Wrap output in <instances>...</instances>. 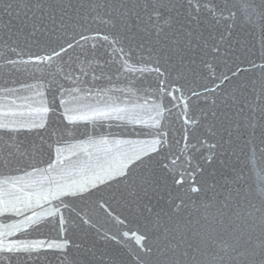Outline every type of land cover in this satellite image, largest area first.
Returning a JSON list of instances; mask_svg holds the SVG:
<instances>
[{"label": "water", "instance_id": "1", "mask_svg": "<svg viewBox=\"0 0 264 264\" xmlns=\"http://www.w3.org/2000/svg\"><path fill=\"white\" fill-rule=\"evenodd\" d=\"M9 2L13 5L11 16L6 7ZM151 3L152 0H5V6L0 7V118L10 127L21 129L0 132V195L11 193L4 197L9 211L0 214V241L4 244L68 241L71 246L67 251L76 264H219L211 255L193 252L187 244L178 248L175 245L180 236L191 238L195 245L200 225L212 222L218 215V202L223 198L219 184L224 177H231L234 169L244 173L249 185L256 186V174L264 163H250L253 153L245 146L247 133L239 138L233 133L230 144L215 150L201 147L198 141L204 139L207 145L229 140L230 123L234 125L238 118L233 101L264 86V68L251 67L253 63H264V46L258 29L237 22L224 45L223 55L215 58L212 69L215 77L209 78L202 64L209 57H204L195 46L175 52L171 39L177 31L184 35L188 30L205 37L211 32L219 38L222 26L213 29L207 19L190 23L179 7L184 0H169V8L177 6L170 13L165 12L172 17L170 28L166 27L159 35L137 33L129 39L132 33L123 28L119 14L111 10L140 12L146 20L144 10L147 6L150 11ZM25 4L41 6L33 8L29 16L39 17L42 9L48 19L34 28L38 21H26L23 13L17 17L15 10ZM94 4L102 7L91 10ZM254 4L264 10V0H254ZM53 16L58 22L56 26L52 23ZM96 33L107 35L109 40L94 41L97 48L92 55L93 41H81L80 37L90 38ZM69 42L75 46L50 63H7L9 59L24 61L33 56H51L53 50L59 51ZM120 48L127 54L129 68L146 70L117 74L124 62ZM110 49H115L111 55ZM84 52L87 57L78 56ZM65 61L89 71L96 67L98 72L99 63H106L105 78L96 82L98 89L93 95L89 97L84 90L76 93L78 99L74 100L66 94L67 106L79 109L83 105L115 101L128 110L123 119L67 123L66 113L51 90L63 83ZM238 68L245 70L237 71ZM216 84L219 87L214 91L205 90ZM175 88L181 91L174 92ZM192 90L200 96H191ZM168 92L179 98L178 106H173ZM45 104L51 109L47 114L39 111ZM3 113L8 115L3 117ZM188 117L197 123L191 126L185 142L184 121ZM40 124L45 127H39ZM256 131L259 136L264 129L258 127ZM90 138L108 143L88 147L86 142ZM193 143L195 148L191 147ZM56 147L62 149L60 158L64 164L48 169L50 160L57 158ZM39 149L42 151L37 154ZM187 156L192 157L193 167L199 164L202 168L196 176L201 191L181 202L169 198V192L175 195L178 191L172 184L170 169H175L179 179ZM208 157H212L210 162ZM173 159L175 165L171 163ZM162 162L168 163L169 169ZM122 165H127V175H115ZM146 173H154L156 183L161 186L159 194H153L150 200L133 194L138 178ZM48 177L62 186L60 189L52 186L58 195L49 194ZM72 181H87L88 190L83 194H63L69 192ZM213 184L215 190L209 187ZM233 197L235 204L240 197L235 191ZM61 215L65 220L63 230ZM259 216L260 213H254L248 218L256 226L257 235ZM85 219L89 221L87 224ZM224 223L220 218L219 224ZM241 223L236 221L237 226ZM213 226L219 225L213 222ZM27 255L21 253L11 264H61L59 253L41 250L32 252L31 259H24ZM0 264L10 262L3 256Z\"/></svg>", "mask_w": 264, "mask_h": 264}, {"label": "snow or ice", "instance_id": "2", "mask_svg": "<svg viewBox=\"0 0 264 264\" xmlns=\"http://www.w3.org/2000/svg\"><path fill=\"white\" fill-rule=\"evenodd\" d=\"M186 5V7H185ZM5 6V0H0V7ZM7 11L11 16L13 15V5L12 3H7ZM39 4H33L31 7L27 4L15 10V15L19 17L23 13L26 21H38L34 24V28H38L40 24H43L46 19H48L47 14L41 9V15L36 17L34 14L29 16L33 8H40ZM100 4H94L91 10H96L101 8ZM177 6L172 5L169 8V0H152L151 10H147L145 7L144 13L147 17L140 12H134L132 10L120 11L119 9H112L119 14V18L122 22L123 28L132 33L129 39H132L137 33L151 34L155 32L159 35L164 29L171 27L172 17L170 15H165V12H171ZM188 17L189 22L199 23L201 19H207L211 22V27L217 28L221 27L219 33V38L213 33L205 37L203 33H194L192 30H188L184 35H181L179 31L172 37L171 43L173 45V51L180 52L182 48H192L193 46L200 49L204 57H209L207 60H202L205 70L209 74V78H214L215 73L212 71L215 63V58L223 55L225 48L224 45L231 35L232 29L235 27L237 22H242L244 24L250 25L253 30L258 29L261 37V44L264 46V10H259L254 4V0H223V3H219L218 0H184V4L179 6ZM111 11L109 15H111ZM62 19V18H61ZM52 23L54 26L57 25V20L53 16ZM91 39L93 43L91 44V54L95 55V50L97 45L94 41L109 40L107 35H102L96 33L92 37L81 36V41H87ZM79 44V41L76 42ZM75 45L69 42L66 47H61L59 51L53 50L51 56L44 57H29L27 60L21 61L17 59H9L7 63L15 65L17 63H50L54 58L61 56L68 49L73 48ZM115 49L109 50V55H111ZM121 57L124 58V62L117 69V74L120 72H130L139 71L143 73L145 68H129L128 61L126 59L127 54L124 52L123 48L119 49ZM19 55V54H17ZM83 55L88 56L87 52L79 53L78 56ZM91 63V60H88ZM98 67L101 71H97L96 67H93L90 71L83 67H77L74 64H70L67 61L64 62L62 68V81L58 85L52 86L51 90L55 92L56 98L59 100L60 106L64 109L66 115L65 120L67 123L75 124L79 122H88L90 120H101V119H123V114L127 113V109L121 107L115 101H102L97 105H83L79 109L68 107V101L64 99L67 94L73 96L76 100L78 97L75 95L78 92L86 90L88 96L91 97L93 93L98 89L97 81H101L105 78L103 69L106 67V63H99ZM252 68L260 67L264 68V63L259 65L253 63ZM157 73H160L159 68L153 69ZM245 69H237V71H243ZM236 73H233L235 75ZM163 75V73H160ZM111 79V77H109ZM218 79V78H216ZM224 79H228L227 76ZM223 83V81H220ZM163 84V82L161 81ZM67 85V86H65ZM218 84L214 85L213 88H206V91H214ZM102 91V89H100ZM163 92L164 89L161 88ZM180 88H175L174 92H180ZM167 95L172 97L173 106H178V99L173 92H168ZM191 96L199 97L200 93L192 90ZM191 99V97H189ZM233 104L237 107L238 111L236 113L237 119L234 125L230 123V130L228 132L229 140H225L223 144H218L213 142L207 144L204 139H200L198 143L201 147H207L211 150H215L218 147H224V145L230 144L233 137V133L237 134V138L245 136L248 134V138L245 140V146L249 147L253 153V160L250 163H264V131H261L259 136L257 135V128L260 127L264 129V86L260 88L258 92L251 95H246L243 99L237 98L233 101ZM50 107L45 104L41 106L39 111L47 114L50 111ZM185 116L188 115V105L185 103L184 107ZM8 113H3V117H6ZM185 128V142L189 139V131L191 126L197 123L196 120L188 117L184 121ZM39 127H45L44 124H40ZM20 128H12L3 118H0V132L11 133L18 132ZM30 130V129H28ZM88 147L96 145L107 144L108 141L100 139L94 140L89 139L87 142ZM156 143L163 146V142L157 140ZM59 144V141H58ZM191 147L195 148L196 144L193 143ZM84 147L81 146V151H84ZM158 150V149H157ZM199 150V149H197ZM42 149L37 150V154H40ZM185 153L187 151V143L184 149ZM227 151V149H225ZM57 153L56 159H51L48 163V169H53L57 166H62L64 160L60 158L62 156V149L60 147L55 148ZM76 155V153H73ZM139 159V157H137ZM178 159V157H177ZM212 157H208L209 162ZM11 163V161H9ZM172 165L176 164V159L171 161ZM162 166L169 169L168 163H163ZM127 165H122L119 169L115 170V175H127L125 171ZM191 168V171L189 169ZM172 172V184L176 186L178 191L173 195L169 192L170 199H179L181 202L185 198H191L192 194H198L201 191L199 186V181L196 180L198 173L202 171L199 164L193 167V161L191 156L186 157L185 165L179 172V179L176 178L177 173L175 169H170ZM264 167L260 168V173L256 174L255 187L249 185L245 178L243 172H237L233 170V175L231 177H224L223 182L219 184V187L223 189L222 199L218 202L219 207L217 209V216L212 218V222H208L206 225H200L198 231H196L195 236L197 237L195 245L191 242V238H185L180 236L177 238L175 247H180L181 244H187L188 248L192 249L193 252H199L201 255H211L214 260H218L219 264H264ZM99 179V177H97ZM156 176L154 173H146L143 177L138 178V182L135 184L134 195L140 199H151L153 194H159L161 186L156 183ZM43 185L44 181L40 182ZM47 183L49 185V194L58 195V192L52 190V186L55 185L57 189L62 186L51 177L47 178ZM243 186L235 187L234 186ZM2 187V185H0ZM69 187V192L63 194L77 193L83 194L88 190L87 181L78 182L72 181ZM209 187L215 190L216 185H209ZM239 196V199H235V204H233V192ZM226 192L227 195L223 193ZM242 193V195H241ZM11 193L4 192L0 195V214L9 211L4 197L10 196ZM251 197V198H250ZM19 199V198H18ZM103 208L104 204H100ZM179 207V205H177ZM151 212V208L147 209ZM254 213H260L259 216V234L255 232V225L251 224L248 218ZM222 218L226 221L224 224H219V219ZM205 220L207 218L205 217ZM242 221V223L237 226L236 221ZM87 219L84 223H88ZM213 222L217 223L219 226L214 227ZM39 223V221H37ZM65 220L63 216L60 217V226L63 230ZM199 224V221H196ZM247 225V227L245 226ZM70 242L68 241H40L39 243L31 245H21L17 246L15 243L4 244L0 241V257L6 256L10 264L13 260L18 258L21 253H28L29 255L23 257L24 259H31L32 252L51 251L59 253V259L61 264H76L75 258L68 253V248L70 247ZM171 246V245H170ZM219 249V251H218ZM150 251V250H149ZM223 253V254H221Z\"/></svg>", "mask_w": 264, "mask_h": 264}]
</instances>
